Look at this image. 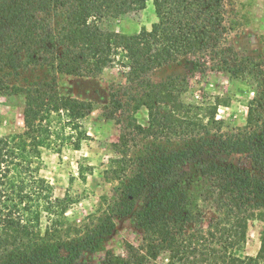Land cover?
Instances as JSON below:
<instances>
[{
  "label": "trees",
  "instance_id": "trees-1",
  "mask_svg": "<svg viewBox=\"0 0 264 264\" xmlns=\"http://www.w3.org/2000/svg\"><path fill=\"white\" fill-rule=\"evenodd\" d=\"M226 0H0V68L39 65L76 76H97L119 55L131 80L144 90L135 109L145 106L149 125H131L146 137L177 138L178 148L147 145L135 157L124 151L112 160L109 179L117 193L105 198L93 226L43 228L45 213L65 215V199L39 176L34 159L52 137V121L69 124L88 115L90 102L60 94L49 84L10 85L0 77V99L25 97V130L0 134V264H264V178L219 161L222 155L252 153L264 168V36L254 56L225 46L235 27L227 23ZM152 2L157 21L132 34L107 27ZM211 53L218 68L242 79L248 93L247 124L223 133L215 106L207 120L185 103L184 77L147 78L156 68L188 55ZM57 115V116H55ZM218 129V130H214ZM248 128V129H247ZM125 141V140H124ZM126 145V144H125ZM80 146V139L75 144ZM188 163L194 170L185 169ZM211 218L207 220L208 213ZM128 220L139 234L136 246L107 248L117 223ZM262 223L255 256L244 253L250 221ZM103 252L96 262L84 254Z\"/></svg>",
  "mask_w": 264,
  "mask_h": 264
},
{
  "label": "rangeland",
  "instance_id": "rangeland-1",
  "mask_svg": "<svg viewBox=\"0 0 264 264\" xmlns=\"http://www.w3.org/2000/svg\"><path fill=\"white\" fill-rule=\"evenodd\" d=\"M227 23L233 27L226 36L225 46L231 47L237 55L254 56L259 53L264 36V0H226ZM157 21L152 2L146 9L125 18L107 23V27L123 33H136L143 27L152 28ZM218 57L211 53L188 55L178 61L156 68L147 78L161 82L169 77H184L185 90L181 97L185 103L198 106V117L207 122L212 109L218 106L216 118L220 120L223 133L238 134L245 130L248 113V93L242 79H234L230 73L218 68ZM0 77L10 85L28 86L49 84L60 94L88 101L93 108L77 122V128L69 124L66 115L52 121V137L41 155L34 159L38 174L46 178L53 187L54 198L65 199L66 213L59 215L45 213L43 228L51 226L58 219L61 228L72 226L85 230L93 226L95 216L104 199L117 193L118 181L109 179L113 159L122 158L124 151L135 157L147 145L164 148H178L183 141L177 138L146 137L131 125V121L144 127L149 125L145 106L135 109V98L144 90L139 80H131L128 68L121 56L97 76H76L51 71L39 65H29L14 70L0 68ZM25 97L14 94L0 99V134L12 135L25 130ZM248 129V128H247ZM214 130H218L215 129ZM80 139V146L75 144ZM125 140V141H124ZM126 144V145H125ZM219 161L233 163L247 168L257 177L264 178V168L257 165L252 153L222 155ZM185 169L194 170L188 163ZM211 212L207 215L209 220ZM96 219V218H95ZM262 223L250 221L244 253L255 256L261 245ZM139 234L128 220L117 223L116 233L108 241L107 248L122 252L123 244L138 245ZM103 252L84 254L82 263L97 261ZM159 264H166L164 256Z\"/></svg>",
  "mask_w": 264,
  "mask_h": 264
}]
</instances>
